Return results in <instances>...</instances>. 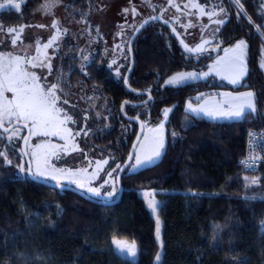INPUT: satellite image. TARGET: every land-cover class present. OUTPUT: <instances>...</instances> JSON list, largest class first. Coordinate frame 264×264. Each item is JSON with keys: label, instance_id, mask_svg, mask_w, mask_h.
Instances as JSON below:
<instances>
[{"label": "trees", "instance_id": "trees-1", "mask_svg": "<svg viewBox=\"0 0 264 264\" xmlns=\"http://www.w3.org/2000/svg\"><path fill=\"white\" fill-rule=\"evenodd\" d=\"M45 1L25 0L19 11L13 6L2 8L0 24L12 27L30 22ZM223 4L227 22L220 26L222 47L240 39L248 45V74L238 88L206 81L164 85L176 73L204 68L209 59L185 56L158 22L137 34L127 84L150 92L153 100L141 107L125 105L124 114L156 125L164 109L171 111L159 161L134 173L123 172L119 202L99 205L33 182L26 169L20 171L24 166L21 150L4 149L5 142L0 141V151L7 150L11 160L8 164L0 157V264H154L160 248L154 218L139 196L144 190L166 192L156 194L162 223L158 264H264V167L245 174L238 166L248 132L264 130V71L260 67L264 37L257 32L262 18L255 0H243L244 12L239 16L231 1ZM100 51L88 67L79 69L77 48L71 46L64 56L57 55L52 72L64 99L72 101L80 93L75 118L87 117L89 143L112 158L108 169L113 170L126 159L137 130L136 123L122 116L120 106L124 101L140 102L144 96L124 87L127 48L125 63L121 58L107 61ZM111 64L117 65L118 74L108 68ZM216 88L252 90L255 111L234 121L207 120L185 111L187 101ZM114 186L112 197H90L111 202L117 196ZM108 192H112L110 186L101 194ZM113 238L135 243L136 261L117 255Z\"/></svg>", "mask_w": 264, "mask_h": 264}, {"label": "rangeland", "instance_id": "rangeland-1", "mask_svg": "<svg viewBox=\"0 0 264 264\" xmlns=\"http://www.w3.org/2000/svg\"><path fill=\"white\" fill-rule=\"evenodd\" d=\"M174 1L186 13V15H182L180 19L177 18V13L173 11L172 8H169L167 0H47L42 4L46 5V7H42V5L39 6L30 22L12 27H4L0 24V28H2V31H0V54L7 55L11 53L14 56L24 58L26 61L32 60L37 65L42 63L44 65L43 67H32L31 64L28 63H24L22 66L29 72L36 73L37 76L40 77L38 82L42 86H45L58 83L56 76L52 72V67L56 64L57 55L60 53L64 56L66 51L71 49V46L77 48L81 60L79 69L89 66L98 49L102 50V52H100L107 61L110 60L113 62L121 58L125 63L127 61L125 51L128 40L131 37L130 34L142 20L149 16H158L172 23L175 22L179 25L182 33H191V35L187 37L188 41L191 43L198 39V33L202 28H206L209 34L215 30H219V27L216 25L206 26L207 22L210 21L207 12L215 11L219 13L221 8L224 9L223 2L225 0ZM255 2L258 5V15L262 18V20L259 21V28L261 33H264V27H262L264 26V0H255ZM192 3H199L204 7L206 10L205 14L201 15L198 9L192 8ZM186 4L189 6L185 7ZM1 9L2 8H0V11ZM133 9L135 11H133ZM212 19H225V14L221 13L218 16L212 17ZM53 21L57 23V27H52ZM186 24L187 26H185ZM9 29H14L15 31L9 33ZM21 29L22 33L20 32ZM17 33L20 34L21 38L17 40L16 45L13 46L12 37L17 35ZM54 35H58L56 42L50 47L45 48L44 45L48 44ZM240 40L223 47L216 56L210 59L207 66L204 68L179 72H194L200 78L188 80L175 86L168 85L165 82L164 85L177 87L190 82L206 81L210 85H225L232 88L243 86L248 74V69L246 75L241 79V83L238 85H233L228 79L224 78L227 74L224 71H221L220 75H217L215 71L216 68L223 70L226 67L233 56L231 51L226 52V50L234 49L236 43ZM37 48H39V51H37ZM66 48L67 50H65ZM262 59H264V55ZM49 64L51 68L47 66ZM108 68L111 71H116L117 65L111 64ZM210 69L213 70L210 71ZM262 69L264 71V68ZM203 73H208V75L203 76ZM177 74L178 73L174 75ZM249 91L253 92L249 89L230 90L216 88L211 90V94L196 95L193 99L197 102L193 103L188 101L187 104L188 106L191 104V107L195 106L194 108L197 109L203 107L206 110H228L229 104L233 107L239 104V101L232 100V97L239 96L241 93ZM5 95L9 99L12 97V93H5ZM62 95V91L59 89L57 91V96L60 99L57 101V106L63 109V112L60 114V119L63 120L65 118L64 113H67L68 116L72 117V120L60 126L58 135L29 136L26 150L32 166V171L33 173L36 172L37 163L39 162L41 170L50 175L43 177L38 175L35 176L55 184L72 186L92 197H109L107 194L96 196L89 193L87 189L89 187H99L105 180H108L109 183L105 185L101 191L107 186L113 189V173L115 171L108 169V165L111 163L112 158L108 156L104 157L99 153L96 147H92V144L89 143L87 117L81 116L80 120L75 118L74 110L77 108L75 105H77L76 103L80 93L77 95V98L75 94L72 101L71 99H64ZM64 101H67V103H64ZM165 110H169L167 117L164 115ZM187 110L191 112L189 108H187ZM170 111V109H164L162 111V119L156 125L148 123L143 124V133L136 147L134 157L127 168V173H134L145 167L154 165L159 161L165 147V123L167 122ZM246 112L254 111L246 110ZM197 113L204 117H209L205 115L204 112ZM209 119L212 118L209 117ZM212 120L234 121L239 119L217 117ZM161 124H163V128L159 132L153 131L159 128ZM30 126L31 125H29V127ZM19 129V138H14L11 144H8L7 137L5 136L4 142L8 144V147L4 149H11L16 153H20L19 146L24 131L20 127ZM161 136L163 137L164 147L161 149L160 157L155 159L151 164H145L143 167H137L135 169L131 168L136 162L135 156L138 154L143 157L146 153H150L151 150L156 147ZM38 144L44 147L37 149L36 145ZM3 151L7 152V150ZM33 152L37 153L36 158H33ZM53 152H55V155H53ZM104 161H107V163H104ZM97 162H100L99 167ZM24 168L26 169L25 163ZM114 169H116V167ZM109 172H112V177L108 176ZM52 175H55L57 179L53 180ZM73 180L82 183L84 188H79L76 183H72L71 181ZM146 199L148 201L149 199H155V197L152 194ZM153 218L155 220L154 234L161 253L162 245L160 233L159 239H157V219H159L160 222L159 232L161 231L162 223L157 212L153 213ZM262 225H264V222ZM261 230L263 231L264 227L261 226Z\"/></svg>", "mask_w": 264, "mask_h": 264}, {"label": "snow or ice", "instance_id": "snow-or-ice-1", "mask_svg": "<svg viewBox=\"0 0 264 264\" xmlns=\"http://www.w3.org/2000/svg\"><path fill=\"white\" fill-rule=\"evenodd\" d=\"M234 4L239 9L238 16L240 13L244 12L243 6L240 4L239 0H232ZM169 4L172 5V0H169ZM175 6V5H172ZM189 5H185L188 7ZM6 7L5 5H0V8ZM13 7L19 11L21 9L20 4H15ZM42 7H46V5H42ZM192 8L198 9L201 15L205 14V8L202 7L199 3H192ZM179 10V9H177ZM127 11V10H125ZM133 11H135L133 9ZM224 12V9L221 8L220 12H207L209 19L211 20L212 17L218 16ZM153 19H157V17H153ZM212 22L217 24H223V19L213 20ZM147 23V21H145ZM167 23V21H165ZM249 23L251 24L252 21L249 18ZM191 26V25H189ZM52 27H57V23L53 21ZM264 27V26H262ZM2 31V28H0ZM15 31L14 29H9V33ZM22 33V29L20 30ZM257 32L264 36V33H260V29L257 28ZM21 38L20 34L12 37V44L13 46L16 45L17 40ZM58 39V35H54L48 44L44 45L45 48L50 47L53 43L56 42ZM183 43V41H181ZM185 50L188 52L193 51H201L202 45H197L196 48H189L187 45L184 46ZM248 48L247 43L244 40H240L236 43L234 49L226 50L231 51L233 56L231 60L228 62L226 67L221 70L220 68H216L215 71L217 75L221 74V71L227 73L224 78L228 79L230 83L233 85H238L241 83V79L247 73V65H246V50ZM39 51V48H37ZM87 59V58H85ZM24 63L31 64L32 67H43L44 65L41 63L37 65L32 60H25L22 57L14 56L11 53L7 55L0 54V141H3L5 136L7 137L8 144H11L14 138H19L20 129L17 125L23 123L25 128L29 129V133L32 136L36 135H58L60 131V126L65 124L67 121H71L72 117L68 116L67 113H64V119H60V114L63 112V109L57 106V101L60 99L57 96V91L60 89V85L58 83H52L50 85L42 86L38 81L40 77L37 76L36 73L29 72L26 70L22 65ZM115 63V61H113ZM219 63V62H218ZM51 68V65H47ZM261 68H264V59H262ZM213 69H210L212 71ZM203 76L208 75V73H203ZM198 75L194 72L188 73H178L170 77L167 81H165L168 85H178L182 84L188 80H195L198 79ZM127 82V80H126ZM5 93H12L11 99H9ZM230 95V94H226ZM151 98V97H150ZM232 100L239 101V104L233 107L229 104L228 110H206L205 108H192L191 104H189L188 108L192 112H204L205 115L211 117L212 119H216L217 117H224V118H243L246 113V110L255 111V102H254V93L249 91L245 93H241L239 96L232 97ZM67 103V101H64ZM169 110H165L164 115L167 117ZM7 125V126H6ZM29 125H31L29 127ZM163 128V124L159 126V128L154 129L153 131L159 132ZM79 134V133H77ZM175 135V134H174ZM253 135L250 133V136ZM63 138V137H61ZM25 144H28L29 137H23ZM8 144H5V147H8ZM43 145H36V148H42ZM164 147L163 137L161 136L157 142L155 148L151 150L150 153H146L141 157L140 155L135 156V164L131 166V168L135 169L137 167H143L145 164H151L155 159H158L161 155V149ZM135 148V145H134ZM27 155V153H25ZM55 155V152H53ZM0 157H3L7 163H11L10 160L7 159V153L4 151H0ZM37 157V153L33 152V158ZM133 157V153H129V160ZM99 163L97 165L99 167ZM107 163V161H104ZM247 165V162L242 161ZM120 165H117V169H120ZM102 170V169H101ZM20 171L24 172L25 168L23 165L20 166ZM29 173H32L31 167L27 169ZM55 171H62V170H55ZM34 175L38 176H46L50 175L45 171H42L39 162L37 163L36 172L33 173ZM109 177H112V172L108 173ZM52 179L56 180L57 177L52 175ZM118 178L113 181V184L117 182ZM72 183H76L79 188H84L82 183L77 181H71ZM109 183L108 180H105L103 184L99 187H89L87 191L91 194L99 196L101 194V189ZM252 183H257L256 180H253ZM63 187V185H60ZM116 188L113 186L112 192H108L107 195L112 197L115 193ZM151 193L145 192L144 196L147 198ZM147 206L152 210L153 213L157 211L158 202L155 199H149L147 201ZM61 209H57V214H60ZM159 219H157V239H159ZM264 227V225H262ZM113 243L115 244L116 248L119 249L121 252L127 251V253L135 257L136 255V245L135 243L128 244L125 241L114 240ZM159 255L157 256V262H159Z\"/></svg>", "mask_w": 264, "mask_h": 264}, {"label": "water", "instance_id": "water-1", "mask_svg": "<svg viewBox=\"0 0 264 264\" xmlns=\"http://www.w3.org/2000/svg\"><path fill=\"white\" fill-rule=\"evenodd\" d=\"M175 9L177 10L179 8L177 6H175ZM153 17H157V19H153ZM213 20H218V19L210 20L208 22V25L217 24V23L212 22ZM145 21H147V23H145ZM165 21H167V23H165ZM223 21H224V23L223 24H219V25L226 24L227 19H223ZM152 22H158V23L164 25L170 31V34L172 36H174L176 41L179 43V45H180V47H181L183 52H188V51L185 50V47H184L185 45H187L189 48H196L197 45H202V50L201 51L189 52V54L192 55V56H196V55H199L201 53H204L205 52L204 47L206 45L214 43L213 39H203L200 42H198L197 44H195L194 46H190L184 41V39L181 37V35L178 32V30L168 20H166V19H164L162 17H158V16L146 17L133 30V32L131 34V37L128 40V44H127V51H128V55H129V64H128V67H127V69H126V71L124 73V76H123V84H124V87L129 92H131V93H133L135 95H145L146 99L141 101V102L124 101L121 104V106H120V112H121L122 116L128 121L136 123L137 124V130H136V134L134 136V139H133V141L131 143L128 155H127L126 159L124 160V162L120 165L121 166L120 169L117 170L116 178H118V180H117V182H115L116 183V187H117V196H116V198L113 201H111V202L97 200V199L90 197L89 195L85 194L84 192H82V191H80V190H78V189H76V188H74L72 186L63 185V187H60L61 184H55V183L49 182L47 180H44V179H41V178L35 176L33 174V171H32V173H29L27 171V169L29 167H31V169H32V166H31L28 154L25 155V153H27V150H26L27 145L25 144L23 137H29L30 133H29V129L25 128L23 126V123H21V124L17 125V127H20V128H22L24 130V135H23V137L21 139V142H20V150H21V153H22V156H23V161H24L25 166H26V175H27V177L30 180H32L33 182H35L37 184H41V185L53 188L55 190L69 191V192L75 193L78 196H80L81 198H83V199H85V200H87V201H89L91 203H95V204H99V205L110 206V205H113V204L119 202V200L121 198V195H122V192H123V189H122V186H121V176H122L123 172L130 165V163H131V161H132V159L134 157L135 150H136V147L138 145V142H139V140H140V138L142 136V133H143V122H142V120L139 119L138 117L126 116L124 114V111H123L124 110V106L125 105H132V106H140L141 107V106L146 105L147 103H151V99H152V96H151L150 92L134 90V89H132V88H130L128 86L126 80L128 79V76H129L130 72L132 71V69L134 67V55H133V49H132L133 48V42H134L137 34L140 32V30L143 29L146 25H148L149 23H152ZM181 41H183V43H181ZM219 51H220V47H214L211 50V54L213 56H216L219 53ZM113 73H117V71H113ZM0 131H2V130H0ZM134 145H135V148H134ZM129 153H133V157H132L131 160H129Z\"/></svg>", "mask_w": 264, "mask_h": 264}, {"label": "built area", "instance_id": "built-area-1", "mask_svg": "<svg viewBox=\"0 0 264 264\" xmlns=\"http://www.w3.org/2000/svg\"><path fill=\"white\" fill-rule=\"evenodd\" d=\"M232 2V0H229ZM243 0H239L240 4ZM25 0H0V5H22ZM233 3V2H232ZM234 4V3H233ZM236 6V4H234ZM250 133L253 134L250 136ZM242 161L247 162L242 163ZM240 171L245 174H255L264 167V130H251L246 136L244 152L238 160Z\"/></svg>", "mask_w": 264, "mask_h": 264}, {"label": "flooded vegetation", "instance_id": "flooded-vegetation-1", "mask_svg": "<svg viewBox=\"0 0 264 264\" xmlns=\"http://www.w3.org/2000/svg\"><path fill=\"white\" fill-rule=\"evenodd\" d=\"M167 4H168V6H169V8H172L173 9V11H175L176 13H177V18H181V16L182 15H186V13H185V11L182 9V8H180L177 4H176V2L174 1V0H172V5H175V6H177L180 10H176L175 9V6H172V5H170L169 4V0H167ZM178 19V20H179ZM177 30H178V32L180 33V35H181V37L184 39V41L188 44V45H190V46H194L195 44H197L198 42H200L201 40H203V39H213L214 40V43H212V44H209V45H206L205 47H204V50H205V52L204 53H201V54H199V55H196V56H192V55H190L189 54V52H183L182 51V49H181V47H180V45H179V43L177 42V44L179 45V47H180V49H181V51L185 54V56H187V57H192L195 61H203L204 59H209L208 61H210V59L212 58V57H214L212 54H211V50H212V48H214V47H220V51L222 50V43H221V37H220V26L221 25H219V24H212V26L213 25H216V26H218L219 27V30H215V31H213L212 33H207V30H206V28H202L201 30H200V32L198 33V39L195 41V42H189L188 41V39H187V37H189L190 35H191V33L189 32V33H187V34H184V33H182L181 31H180V28H179V25H177L175 22L174 23H172L171 21H169ZM209 22V21H208ZM208 22H207V24H206V26H211V25H208ZM185 26H187V24L185 25ZM170 32V31H169ZM174 37V36H173ZM176 40V39H175ZM219 51V52H220ZM209 63V62H208ZM194 70H196V69H194ZM197 70H199V69H197ZM117 71V70H116ZM113 73V72H112ZM113 74H118V71H117V73H113ZM144 96V98L141 100V101H143V100H145L146 99V96L145 95H143ZM152 100L153 99H151V103H147L146 105H151L152 104ZM140 101V102H141ZM145 106V105H144Z\"/></svg>", "mask_w": 264, "mask_h": 264}, {"label": "crops", "instance_id": "crops-1", "mask_svg": "<svg viewBox=\"0 0 264 264\" xmlns=\"http://www.w3.org/2000/svg\"><path fill=\"white\" fill-rule=\"evenodd\" d=\"M208 94H211V92H209V93H207V94H203V93H202V95H208ZM191 102L196 103L197 101L193 99V101H191ZM187 103H188V101L185 103V106H184L185 111H186L187 113H189V114H191V115H193V116L202 117V118L207 119V120H212V119H209V117H204V116L200 115V114L197 113V112H192V111L190 112V111H188V110H187V108H188V104H187ZM194 107H195V106H192V108H194ZM145 192H148V193L153 194L154 197H155V199L157 200V202H158V207H157V211H156L157 213H158V208H159L160 202H159V200L157 199L156 194L159 193V192H161V193H166V192H165V191H154V190H144V191H140V192H139V196L143 199V201H144L146 207L148 208L150 214H151L152 217H153V212H152V210L147 206V199H146V197L144 196V193H145ZM150 196H151V195H150ZM150 196H149V197H150ZM149 197H147V198H149ZM154 221H155V220H154ZM159 233H161V231H160ZM114 240H120V241H125V240L117 239V238H113V239L111 240V241H112L113 249H114V251H115V253H116L117 255H119V256L122 257L123 259H127V260H129V261H131V262L136 261V259H137V251H136V255H135V257L130 256V255L127 253V251L121 252L119 249L116 248L115 244L113 243ZM125 242H127V241H125ZM127 243H128V244H132V243H130V242H127ZM136 250H137V248H136ZM158 255H159V257L161 256L160 250L158 251V254H157L156 257H155L154 264H155V263H156V264L159 263V262H157V256H158ZM159 260H160V259H159Z\"/></svg>", "mask_w": 264, "mask_h": 264}]
</instances>
